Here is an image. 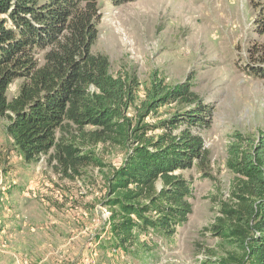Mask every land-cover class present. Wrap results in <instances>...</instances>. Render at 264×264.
I'll return each instance as SVG.
<instances>
[{
  "label": "trees",
  "instance_id": "obj_1",
  "mask_svg": "<svg viewBox=\"0 0 264 264\" xmlns=\"http://www.w3.org/2000/svg\"><path fill=\"white\" fill-rule=\"evenodd\" d=\"M106 1L129 0H0V119L24 164L45 156L69 178L92 163L103 166L96 146L120 148L124 156L105 176L103 201L115 207L112 250L130 248L135 264H152L157 244L140 235L169 240L192 214V183L181 172L207 167L203 139L192 129L202 128L209 106L192 82L168 87L155 76L136 115H128L137 83L113 75L108 57L92 50ZM255 56L244 71L264 79L263 45ZM15 81L17 93L8 99ZM173 104L180 108L168 119L144 125ZM154 129L164 131L152 136ZM227 154L229 199L220 202L211 232L240 252L219 264H264V132L256 139L233 132Z\"/></svg>",
  "mask_w": 264,
  "mask_h": 264
},
{
  "label": "rangeland",
  "instance_id": "obj_2",
  "mask_svg": "<svg viewBox=\"0 0 264 264\" xmlns=\"http://www.w3.org/2000/svg\"><path fill=\"white\" fill-rule=\"evenodd\" d=\"M94 53L108 57L111 73L134 79V117L153 78L168 87L193 83L209 106L199 133L208 152L207 167L182 171L193 187L192 214L169 240L153 239L158 261L152 264H219L239 250L214 236L220 202L229 199L227 169L232 133L256 139L264 132V79L249 76L255 51L264 46V0H129L102 5ZM13 82L7 98L17 93ZM161 108L143 120L157 125L179 110ZM181 111H185L181 107ZM0 119V264H135L130 248L112 250L109 221L115 207L105 206V176L120 166L124 153L98 145L92 163L72 178L57 173L47 157L24 164ZM154 129L152 136L162 133Z\"/></svg>",
  "mask_w": 264,
  "mask_h": 264
}]
</instances>
